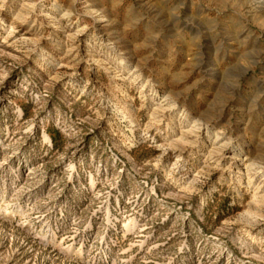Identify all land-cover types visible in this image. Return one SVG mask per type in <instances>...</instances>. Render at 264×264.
<instances>
[{
  "label": "rangeland",
  "instance_id": "1",
  "mask_svg": "<svg viewBox=\"0 0 264 264\" xmlns=\"http://www.w3.org/2000/svg\"><path fill=\"white\" fill-rule=\"evenodd\" d=\"M0 264H264V0H0Z\"/></svg>",
  "mask_w": 264,
  "mask_h": 264
}]
</instances>
